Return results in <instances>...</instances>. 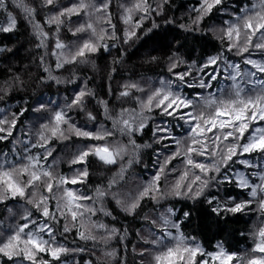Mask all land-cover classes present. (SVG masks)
Segmentation results:
<instances>
[{
    "label": "snow or ice",
    "instance_id": "snow-or-ice-1",
    "mask_svg": "<svg viewBox=\"0 0 264 264\" xmlns=\"http://www.w3.org/2000/svg\"><path fill=\"white\" fill-rule=\"evenodd\" d=\"M43 2L46 5H53L55 0H43ZM13 3L18 7L22 6L21 0H13ZM110 3L111 0H103L99 5L93 0L87 2L75 0L70 6L63 7L57 15L48 19L47 23H55L59 31L64 22L62 17L79 18L83 15L88 19L75 30L70 28L69 31L78 39L81 33H91L88 39H84L78 45L75 42L65 44L57 38L52 53L57 57L55 64L57 69L64 68L66 64L85 63L84 58L87 54L98 51L106 33L101 29V34H97L96 25L91 21V17L96 16V23L103 20L111 25V15L108 12ZM221 5L227 11L225 0H201L200 7L195 9L199 12V16L194 24ZM120 7L123 10L121 19L125 24L131 25V28L124 33V43L139 39L137 32L133 30L141 26L140 21L133 22L136 13H143L141 21L147 19L152 12L160 14L159 10L151 8L148 0H131L129 4L122 3ZM157 8L159 9V6ZM6 9L5 0H0V10L6 11ZM24 10L31 20L34 9L25 7ZM233 12L236 13L233 19L226 21V27L220 29L222 43L227 41L224 50L207 57L203 64L193 62L185 70H180V65L186 63L185 61L178 56L169 57L170 75L160 77L158 83L153 82L147 90L136 82L125 84V90L120 96L134 99L139 110L125 108L121 109L118 117L109 116L108 118L112 119V129L101 126L93 132L87 130V126L78 127L73 122L69 115L70 111L74 108L84 111V98L91 95V92L84 89L76 93L71 103H66L59 110L48 109L43 104L35 110L48 113L46 122L41 123L34 133L37 137L36 142L32 143L29 140V143L24 145L19 161L9 160L7 156L0 154V205L11 204L16 200L25 202L21 205L23 214L20 216V222L8 225L7 232H0V257L7 258L6 264H26V262L27 264H53V262L58 264L61 254L69 251L57 240L59 231L57 225L61 219L68 221L70 217L71 227L69 223H65L63 227V233H68L78 220L81 222V227H84L87 218L88 230L85 232L77 229L79 236L84 240H96L97 237L93 235L92 229H106L107 226L91 221V217L101 212L105 216L111 215L105 208V201L109 196L121 206L122 211L130 215L136 213L145 198L155 201L159 208H164L161 201H167L169 197L194 202L204 199L210 205L216 204L212 211L217 215L241 213L253 203L257 204L264 214V0H248L247 3L239 6L238 11L233 9ZM7 18L8 26L0 25V31L4 33L12 31L17 24L11 12L7 13ZM112 27L114 37L115 26ZM155 27L157 25L154 23L153 28ZM34 28L37 36L41 38L38 47L43 46L48 33L43 32L39 24H34ZM72 48H75L74 52L71 51ZM65 49H69L67 54L64 51H56ZM225 52L234 53L239 60L229 59ZM157 60V57H151V62ZM49 79L60 83L54 76L50 75ZM133 90L141 95L134 97ZM100 103L105 104L107 113L106 102ZM25 111L21 109L18 114L13 113L11 117L0 114L2 116L0 141H9L10 137H13L18 120ZM86 114L91 121L97 119L92 112ZM156 115L176 120V127H183L184 134L174 135L173 126L166 120L153 124ZM149 127H152L156 144L171 141L175 150L165 157L150 180L138 185L137 195L130 197L129 203L127 199H120L121 194L111 189L125 180L128 169L139 162L141 148L151 147L147 144H138L136 140L137 134L143 133ZM116 132L128 138L127 144L106 142L114 137ZM73 136L104 143L78 146L68 163L70 166L82 167L71 177H67L55 171L58 160L54 153L57 149L52 145L56 140L70 141ZM10 142L14 147L21 143ZM164 147L167 149L169 144H164ZM37 149L39 151H35ZM90 157H96L103 165L117 163L121 165L119 172L109 181L107 187L97 185L91 196L79 188L68 187L86 182L90 175L88 171ZM125 157H127L126 165ZM254 157L262 162L259 166L254 161ZM50 158H52L51 164L48 163ZM176 159L182 160L184 170L168 190H163L160 187L161 177L166 174L169 164ZM233 165L237 168H233ZM242 169H247V174ZM194 170H199V174ZM252 177L257 180H253ZM226 182L246 190L250 199L236 202L229 197L232 206L221 204L208 190L214 185L219 186ZM50 204H54V209H50ZM6 210L9 217L15 220L17 216L15 206L7 207ZM190 216V210L183 212V220L190 219ZM151 225L158 232L150 230L151 238L142 237V239L153 248L150 252L140 253L141 256L151 255L150 264H209V260L203 257L210 258L212 264H264V224L254 231V246L251 253L245 254L243 258L235 252L227 251L222 244L217 245L218 251L206 252L195 238H189L182 231L183 222L175 211V205L155 215ZM109 231L111 235L116 233L114 228ZM111 235L102 239L107 242ZM73 251L82 252L84 249L78 248ZM41 253H47L51 260L42 258ZM106 255L112 256L114 253H106Z\"/></svg>",
    "mask_w": 264,
    "mask_h": 264
},
{
    "label": "trees",
    "instance_id": "trees-1",
    "mask_svg": "<svg viewBox=\"0 0 264 264\" xmlns=\"http://www.w3.org/2000/svg\"><path fill=\"white\" fill-rule=\"evenodd\" d=\"M74 2L75 0H55L53 5H46L43 0H21L22 6L18 7L13 3V0H5L7 9L6 11L0 10V25L8 26V12H11L17 20L16 27L12 31L8 33L0 31V114L11 117L13 113L18 114L21 109L26 110L18 120L13 137H10L9 141H0V154L7 156L9 160L19 161L24 145H27L29 140L32 143L36 142L35 130H38L40 124L46 122L48 118V113L35 111L41 104L48 109L59 110L66 103H71L76 93L82 89L91 92V95L84 98V111L79 108L70 111L69 115L73 122L78 127L87 126V130L93 132L101 126L112 129V119H109V116L118 117L121 109L125 108L139 110L135 100H133L134 102L128 101L129 97L120 96V93L125 90V84L132 82L140 84V81L152 84L153 82L157 83L162 76H169V57L178 56L185 61L186 63L180 65V70H185L189 64L193 62L203 64L207 57L224 50L227 41L222 43L221 34H216L213 28L216 24L222 25L233 19L236 15L233 9L238 11L239 6L247 3L248 0H225L227 11L224 10L223 5L217 6L212 13L195 24L194 21L199 16V12L195 9L200 7L201 0H166V2L165 0H148L151 8L159 10L160 14L152 12L147 19L141 21L143 13H136L133 16V22L140 21L141 26L133 30L137 32L139 39L130 40L128 43H124V33L131 28V25L125 24L121 19L123 10L120 5L122 3L129 4L131 0H111L108 9L111 15V25L103 20L96 23V16L92 15L91 17V21L96 25L97 34H101V29H104L106 33L98 51L87 54L84 58L86 59L85 63L66 64L64 68L57 69L55 67L57 57L52 54L57 38L65 44L75 42L78 45L91 35V33H81L78 39L69 31L70 28L75 30L88 19L83 15L79 18L76 16L62 17L64 22L59 31H57L55 23H47L50 17L57 15L63 7H68ZM93 2L99 5L103 0H93ZM25 7L34 9L31 13V20L29 14L24 10ZM154 23L157 25L155 28H153ZM34 24H39L42 31L48 33L43 46L38 47L41 44V38L37 36ZM113 25L115 26L114 37ZM182 25L184 27H181ZM104 45L108 47L105 48ZM111 45H115V47H111ZM56 51H64L67 54L69 49ZM71 51L74 52L75 48H72ZM225 54L229 59L239 60L234 53L225 52ZM153 56L158 58L156 62H151ZM46 69L48 70L46 71ZM50 75L58 78L60 83L49 79ZM185 91L192 90L185 89ZM137 95L138 92L133 90V96ZM101 101L106 102L107 113L105 104L100 103ZM87 112H92L97 119L89 120ZM162 120L171 123L174 135L184 134V128L176 127L177 121L172 118L156 115L153 124L161 123ZM72 139L78 140L80 147L104 143L75 136ZM136 140L138 144H147L151 147L141 148L139 162L128 169L125 180L120 181L111 189L113 192L120 193L119 198L127 199L129 203L131 202L130 197L137 195L138 185H143L150 180L159 169L162 152L166 151L164 144H169L167 149L170 153L175 150L171 141L156 144L152 135V127L137 134ZM10 141H20L21 143L14 147ZM127 141V137H122L119 132H116L114 137L109 138L106 142L127 144ZM52 146L57 149L54 153L58 160L55 170L57 167L67 171L75 166H70L68 163L74 153L67 152L69 141L56 140ZM35 151H39V149ZM50 159L49 164L52 163V158ZM253 159L258 166L262 163L255 157ZM178 160L181 159H176L173 163ZM124 164H127V157L124 159ZM120 167V163L103 165L96 157H90L88 163L90 175L86 182L69 185V187L79 188L91 196L97 185L106 188L109 181L119 172ZM236 167L233 165V168ZM245 172L247 174V169ZM212 175L218 174L212 173ZM252 179L257 180L255 177ZM163 183L164 180L161 177L160 187ZM162 189L164 190V188ZM208 191L221 204L228 206H231L229 197L235 199L236 202L250 199L246 190L237 188L231 182L219 186L214 185ZM124 193L129 196L124 198ZM24 203L23 200H16L11 204L0 205V222H2L0 223V232H7L8 225L20 222V218L17 216L15 220L9 217L7 207L15 206V211H17V208ZM85 203L89 202L85 201ZM161 204L164 205V208H159L155 201L145 198L136 213L130 215L122 211L121 206L117 205L116 201L109 196L105 201V208L111 215L105 216L101 212L91 217V221L107 226L106 229H92L93 235L97 237L96 240H84L79 236L77 229L85 232L88 230L89 221L87 218L84 221V227H81V222L78 220L75 227H72L68 233H63V227L65 223H69L71 227L70 217L68 221L61 219L57 225L59 228L57 240L69 251L61 254L58 264H85L87 261H90L91 264H150L151 255L141 256L140 253L150 252L153 246L146 244L142 237L151 238L150 230L158 232L153 229L151 220L159 214L158 212L172 207V205H175L176 213L181 216L184 234L197 237L207 250L214 249L217 242L221 243L228 251L238 253L247 250L253 245V238L250 235L253 223L260 219L259 216L264 219V214L255 203L244 212L219 215L212 211L216 204L210 205L204 199L194 202L178 197H169L167 201H161ZM50 209H54V204H50ZM189 210L191 211L190 219L183 220V212ZM113 228L116 229V233L111 235L109 230ZM110 235L111 238L105 242V239ZM78 248L84 249V251H73ZM106 253H114V255L108 256ZM40 256L51 260L47 253H41ZM6 261L7 258L0 257V264H6Z\"/></svg>",
    "mask_w": 264,
    "mask_h": 264
},
{
    "label": "rangeland",
    "instance_id": "rangeland-1",
    "mask_svg": "<svg viewBox=\"0 0 264 264\" xmlns=\"http://www.w3.org/2000/svg\"><path fill=\"white\" fill-rule=\"evenodd\" d=\"M224 27H226V24H222V25H215V28H213V31L216 33V34H221V32H220V29H222V28H224ZM190 65V64H189ZM191 82V81H190ZM138 83V82H137ZM158 83V82H157ZM140 85H141V87H143V88H145L146 90L151 86V83H146V82H143V81H140ZM141 95V93H139L138 92V95L137 96H140ZM146 98V97H145ZM134 99H132V98H130V100H128V101H133ZM134 102V101H133ZM75 123V122H74ZM186 127V126H185ZM34 129V128H33ZM35 130V129H34ZM35 131H37V130H35ZM80 147V145H79V142H78V140H76V139H71L70 141H69V147H67V149H69L67 152H75V150H76V148L77 147ZM168 153H170L169 151H168V149H166V151H164V152H162V157H161V162L160 163H162L163 162V160L165 159V157L168 155ZM160 157V156H159ZM71 159V158H70ZM197 159H200V158H197ZM51 162V159H49V161H48V163H50ZM82 166L81 165H75V166H72L69 170H64V169H61V168H57L56 167V172L57 173H59V174H63V175H65V176H67V177H71L72 175H73V173L77 170V169H79V168H81ZM237 168V167H236ZM172 169H176V171H172ZM183 166H182V161L181 160H178V161H176V162H171L170 164H169V166H168V168L166 169V174L164 175V176H162V178H163V180H164V183L162 184V186H161V189L162 188H164V190H168L175 182H176V180H178L179 179V177H180V175H181V173L183 172ZM242 170H244L245 171V169H242ZM195 172H196V174H199V170H194ZM185 183H187V181H185ZM68 187H69V185H68ZM45 194H47V193H45ZM129 196V194H126V193H124V195H123V197L124 198H127ZM230 204H231V202H230ZM21 205H23V204H21ZM21 205L17 208V218H20V216L23 214V209L21 208ZM231 206H232V204H231ZM161 212V211H160ZM159 213V212H158ZM260 214V213H259ZM260 217V219L258 220V221H256V222H254L253 223V225H252V228H251V233H250V235L252 236V238H253V233H254V231L257 229V227L258 226H260L261 224H264V219L262 218V216H259ZM186 235V234H185ZM186 236H188L189 238H195V240L197 241V242H199L200 244H201V246L205 249V247L202 245V243H201V241L197 238V237H195V236H193V235H186ZM218 244H221V243H219V242H217L216 244H215V247H214V249H211V250H207V249H205V251L206 252H216V251H218V249H217V245ZM253 246H254V239H253V245L250 247V248H248L247 250H244V251H240V252H238L237 253V255L238 256H240L241 258H243L244 256H245V254H250L251 253V249L253 248ZM225 248V247H224ZM226 249V248H225ZM227 250V249H226ZM228 251V250H227ZM229 252H232V251H229ZM236 253V252H235ZM202 255V254H201ZM200 257H198V259H199ZM204 259H208L209 260V264H212V261L210 260V258H208V257H203ZM88 262V261H87ZM87 262L85 263V264H87Z\"/></svg>",
    "mask_w": 264,
    "mask_h": 264
}]
</instances>
